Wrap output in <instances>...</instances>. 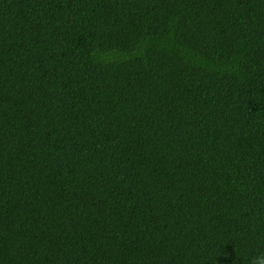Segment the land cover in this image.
<instances>
[{
    "label": "trees",
    "instance_id": "obj_1",
    "mask_svg": "<svg viewBox=\"0 0 264 264\" xmlns=\"http://www.w3.org/2000/svg\"><path fill=\"white\" fill-rule=\"evenodd\" d=\"M0 264H264V0H0Z\"/></svg>",
    "mask_w": 264,
    "mask_h": 264
}]
</instances>
